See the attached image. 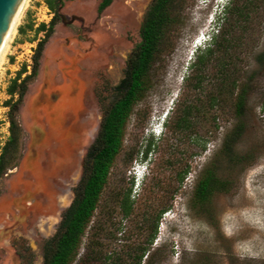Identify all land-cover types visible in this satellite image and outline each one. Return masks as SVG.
<instances>
[{
    "label": "rangeland",
    "instance_id": "1",
    "mask_svg": "<svg viewBox=\"0 0 264 264\" xmlns=\"http://www.w3.org/2000/svg\"><path fill=\"white\" fill-rule=\"evenodd\" d=\"M48 1L28 0L0 67V158L11 137V99L20 127L18 151H9L0 180V264H44L153 2L114 0L99 12L100 0H63L69 24L56 23L34 73L47 37L39 28L54 17ZM231 1L176 0L177 22L126 124L73 264H134L141 255V264H264V0L246 22L225 23L231 47H195ZM19 78L22 99L9 94ZM168 111V128L156 137L153 127ZM148 160L140 185L133 169ZM208 170L227 190L199 204L196 188Z\"/></svg>",
    "mask_w": 264,
    "mask_h": 264
},
{
    "label": "trees",
    "instance_id": "2",
    "mask_svg": "<svg viewBox=\"0 0 264 264\" xmlns=\"http://www.w3.org/2000/svg\"><path fill=\"white\" fill-rule=\"evenodd\" d=\"M112 1L103 0L100 10H104ZM241 1L242 4L240 5ZM255 1L232 0L227 8L221 33L214 39L212 44L217 47L223 45L225 48L231 47L233 42L227 38V31L223 30L225 23L228 24L237 19L235 26H238L240 23L246 22L252 10L250 8L255 7ZM62 3L63 0L48 1L49 8L54 12L55 17L49 27L44 24L39 28V31L47 32L48 37L52 35L54 26L60 20L59 11ZM175 5L176 0H153L148 8L140 30L141 43L132 52L128 60L125 78L117 88V101L105 112L98 138L88 155L84 176L75 199L63 215L57 234L45 246L44 264H73L77 257L87 228L98 207L111 167L122 148L126 124L136 103L148 89L149 74L156 57L160 53L164 38L169 28L177 22L175 21L176 17H173ZM43 45L44 41L38 45L34 59L36 66H38ZM211 54L212 50L209 48L206 57ZM206 57L205 55L199 57L198 64H202ZM34 73H36V69ZM22 74V72L19 73V77ZM20 80V78L16 79L9 88V94L12 98L18 94L22 99L24 95V90L19 89V87L23 88L24 85V83L18 85ZM245 98V93H241L238 97L237 108L239 113L245 106ZM7 104L11 108V137L0 158V180L6 169V157L11 149L18 151L20 140V127L15 111L16 105H12V99ZM239 133L240 128L237 130L236 135ZM234 142L232 138L226 140L222 152L230 155ZM225 187L226 185L217 177L216 172L208 170L197 185L195 201L199 204H206L217 192H226ZM153 239L154 236L151 242H153ZM142 258L143 255L134 264H141Z\"/></svg>",
    "mask_w": 264,
    "mask_h": 264
},
{
    "label": "clouds",
    "instance_id": "3",
    "mask_svg": "<svg viewBox=\"0 0 264 264\" xmlns=\"http://www.w3.org/2000/svg\"><path fill=\"white\" fill-rule=\"evenodd\" d=\"M221 1H223V0H221ZM227 1H229V0H225V2H227ZM225 2H224L223 8L221 6L222 10H220L216 14V16H218V19H216L215 21L213 20L211 22V26L208 29L207 34L202 35L197 40V43H196L197 45H195L197 50H200V48H202V45L204 43H213L214 39L220 35L221 30H222V26L224 24V19L226 16V11H227V8L229 7V2L227 4ZM201 41H202V43H201ZM199 43H201V44H199ZM169 114L170 113L168 111V112L164 113L162 115V117L157 119V121L160 123L155 124V126L153 127V134L156 137H159L161 134H163L167 130L168 125H169V121H168ZM148 162H149V160L145 163H142V164H138V162H137V167H136L137 171L135 173H139L138 176H139L140 185L142 182L143 183L145 182V180H146L145 177H147L149 175V173L146 174V171H148V169H144L143 171H140V169L146 167V165L148 166L149 165Z\"/></svg>",
    "mask_w": 264,
    "mask_h": 264
},
{
    "label": "water",
    "instance_id": "4",
    "mask_svg": "<svg viewBox=\"0 0 264 264\" xmlns=\"http://www.w3.org/2000/svg\"><path fill=\"white\" fill-rule=\"evenodd\" d=\"M25 0H0V54Z\"/></svg>",
    "mask_w": 264,
    "mask_h": 264
},
{
    "label": "bare ground",
    "instance_id": "5",
    "mask_svg": "<svg viewBox=\"0 0 264 264\" xmlns=\"http://www.w3.org/2000/svg\"><path fill=\"white\" fill-rule=\"evenodd\" d=\"M27 4H28V0H25L24 4L22 6V9H21V11H20V13L18 15V18H17V20H16V22H15V24L13 26V29H12V31H11V33H10L6 43H5V46H4V48H3V50H2V52L0 54V67H1L2 63L4 62L5 56H6L8 50L10 48L11 42L13 41L14 37L17 34V28H18V26L21 23V20H22V17H23V12H24L25 7L27 6Z\"/></svg>",
    "mask_w": 264,
    "mask_h": 264
},
{
    "label": "flooded vegetation",
    "instance_id": "6",
    "mask_svg": "<svg viewBox=\"0 0 264 264\" xmlns=\"http://www.w3.org/2000/svg\"><path fill=\"white\" fill-rule=\"evenodd\" d=\"M114 1V0H113ZM113 1H112V3H113ZM103 3V0H100V4H99V7H98V10H99V12H102V11H104L105 9H107V8H109L111 5H112V3L108 6V7H106L104 10H100V7H101V4ZM63 7V3H62V5H61V7H60V22L62 23V24H65V25H68L69 24V21H67V19H66V17H65V15L63 14V13H61V8ZM54 17H55V14H54ZM53 17V18H54ZM53 20V19H52ZM55 28H56V25L54 26V30H53V33H52V35L54 34V32H55ZM46 34H47V32H45ZM52 35L51 36H47L45 39V41H44V45H43V49H42V52H41V54H40V58H41V56H42V54H43V52H44V48H45V45H46V43L48 42V40L50 39V37H52ZM38 49V48H37ZM40 61V60H39ZM39 61H38V63H39ZM35 69H37L38 70V66H36L35 65ZM37 70H36V72H37ZM35 71V70H34ZM31 75H33V72L31 73ZM84 176V175H83ZM82 181V180H81ZM62 221V220H61Z\"/></svg>",
    "mask_w": 264,
    "mask_h": 264
},
{
    "label": "built area",
    "instance_id": "7",
    "mask_svg": "<svg viewBox=\"0 0 264 264\" xmlns=\"http://www.w3.org/2000/svg\"><path fill=\"white\" fill-rule=\"evenodd\" d=\"M8 126H9V124H8Z\"/></svg>",
    "mask_w": 264,
    "mask_h": 264
}]
</instances>
